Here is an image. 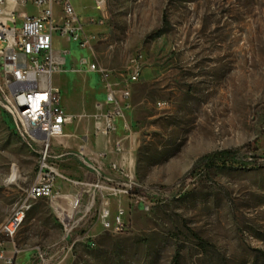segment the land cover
Returning <instances> with one entry per match:
<instances>
[{
    "label": "rangeland",
    "instance_id": "374dc122",
    "mask_svg": "<svg viewBox=\"0 0 264 264\" xmlns=\"http://www.w3.org/2000/svg\"><path fill=\"white\" fill-rule=\"evenodd\" d=\"M86 6L80 15L97 20L94 40L89 50L75 47V57L83 51L119 86L139 55L143 72L131 87L126 125L111 137L94 127L100 79L72 73L90 89L81 91L84 116L73 119L88 144L83 153L71 143L63 162L51 147L47 160L78 200L73 209L68 198L54 200L79 220L62 244L54 201H25L39 148L4 108L0 69V225L23 202L29 206L14 240L21 263L66 245L58 264H264V0H107L102 13L93 0ZM221 150H239L255 165H199ZM109 155H125L128 168L107 163ZM118 184L141 193L109 198L110 216L121 207L127 224L111 234L99 223L103 194L94 185Z\"/></svg>",
    "mask_w": 264,
    "mask_h": 264
},
{
    "label": "built area",
    "instance_id": "2783aa9c",
    "mask_svg": "<svg viewBox=\"0 0 264 264\" xmlns=\"http://www.w3.org/2000/svg\"><path fill=\"white\" fill-rule=\"evenodd\" d=\"M27 3L40 9L36 16H28L18 11V7ZM93 3L97 11H104L103 0H93ZM96 21L91 18L86 23L82 22L75 11L73 0H0V46H3L0 49V69L7 91L4 108L22 135L39 148L38 172L25 201L43 198L50 201L67 199V196L56 191V182L58 179L69 180L47 162L51 157L52 140L62 137L64 126L72 121L60 106L57 90L51 83L52 75L62 70L67 50L56 51L53 42L57 37L75 43L80 49L89 50L92 48L94 36L85 30V26L93 25ZM143 64L142 55L131 60L123 84L119 86L105 69L88 61L86 57L79 59L80 70L98 74L104 92V100L96 104L98 112L93 116L97 134L110 137L116 131L118 122L126 125L124 111L128 106L131 87L142 75ZM94 188L103 194L98 214L102 229L111 234L122 232L127 225L124 221V209L118 207L115 215L111 217L109 198H130V184L111 187L94 185ZM52 204L59 223H63L65 228V235L61 236L60 241L66 244L79 220H73L71 213L56 201ZM77 204L78 200L73 208ZM28 208L23 202L0 225V238H5L11 244L8 253L4 248L5 242L0 241V262L4 264H19L17 256L21 251L16 248L14 240L21 228L18 226V216L24 214ZM70 248L62 245L54 252L49 247L37 250L33 256L34 264H58L67 256ZM55 258L60 261L53 263Z\"/></svg>",
    "mask_w": 264,
    "mask_h": 264
},
{
    "label": "crops",
    "instance_id": "0c3cea01",
    "mask_svg": "<svg viewBox=\"0 0 264 264\" xmlns=\"http://www.w3.org/2000/svg\"><path fill=\"white\" fill-rule=\"evenodd\" d=\"M88 0H73V5L75 8V11L79 15L80 19L82 22L86 23L88 20L83 21L81 17V11L85 10L87 8L86 3ZM92 2V0H90ZM39 8L33 6L32 4L27 3L25 6L18 7V11L26 13L28 16H36L39 12ZM58 13V10H56V14ZM93 25H86L85 30L90 33V27ZM53 47L56 51L60 49H66L67 50V55L65 57V62L62 67V70L60 72L54 73L51 77V83L52 87L57 90L58 98H59V104L62 107L64 113L67 116H70L72 118V121L70 124L64 126L63 128V136L52 140V153L53 155L57 158L60 159V162H63L64 159V151H67V149L71 146V143L73 145H76V147L82 151L83 153L85 152L84 146L88 144V140L85 139L83 136H79L77 133V128L74 126L76 122H73V119H80L82 118L85 113V110L83 109L82 106V99H81V91L84 90L85 94L88 92L90 93V89L86 86L83 85V80L80 75H74L72 73H87L85 70H80L78 61L81 57H86L82 53L83 51L79 50L80 54L78 57H75L76 48L77 45L72 42H67L63 41L57 37L54 38L53 42ZM76 47V48H75ZM88 59V57H86ZM88 61L92 62L91 60L88 59ZM96 78H99L98 74L93 73ZM100 84V82H99ZM101 87V92H102V97L99 99L100 102L104 100V92L102 89V85L100 84ZM87 101L88 98L86 97L85 100V105L88 103ZM121 122H118V125ZM117 130V128H116ZM114 134V133H113ZM113 134L111 136H113ZM110 136V137H111ZM80 140L81 144H77L75 140ZM111 151V150H110ZM106 159L107 163H116L118 168L125 170L128 168L129 162L128 159L125 155H121L120 157L115 156V155H109L104 160ZM99 173V172H98ZM66 178V177H65ZM70 181H63L61 179H58L56 182V191L59 192L61 195L67 196L69 200H72L71 194L67 193L66 190H68V187H71V184L67 183ZM113 214L112 216H114ZM111 216V217H112ZM10 251H8L9 253ZM28 251H22L21 254H26ZM26 263L29 264V259L30 256L26 254ZM17 262L19 264H22L20 261V256H17ZM4 264V263H0Z\"/></svg>",
    "mask_w": 264,
    "mask_h": 264
},
{
    "label": "trees",
    "instance_id": "16d2710c",
    "mask_svg": "<svg viewBox=\"0 0 264 264\" xmlns=\"http://www.w3.org/2000/svg\"><path fill=\"white\" fill-rule=\"evenodd\" d=\"M199 165L203 167H214V166H238V167H248L250 165H255L254 161H247L240 157L239 150H221L209 153L199 159ZM131 193H141L140 190L136 188L132 189Z\"/></svg>",
    "mask_w": 264,
    "mask_h": 264
},
{
    "label": "bare ground",
    "instance_id": "6f19581e",
    "mask_svg": "<svg viewBox=\"0 0 264 264\" xmlns=\"http://www.w3.org/2000/svg\"><path fill=\"white\" fill-rule=\"evenodd\" d=\"M106 2H107V0H103V9L104 10H105V7H106ZM75 204H76V200L74 199V200L71 201V208L72 209L75 206ZM16 209H18V208H16ZM24 219H25V211H24V214H21L20 216H18V226H22ZM61 225L63 227V231H64L63 233H65V228H64L63 223H61Z\"/></svg>",
    "mask_w": 264,
    "mask_h": 264
}]
</instances>
